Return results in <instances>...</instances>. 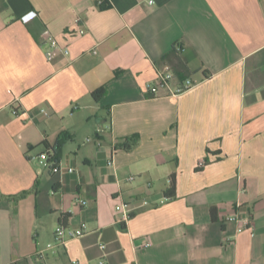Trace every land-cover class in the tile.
<instances>
[{"label": "crops", "instance_id": "0c3cea01", "mask_svg": "<svg viewBox=\"0 0 264 264\" xmlns=\"http://www.w3.org/2000/svg\"><path fill=\"white\" fill-rule=\"evenodd\" d=\"M36 185L0 201V264H264V0H0V190Z\"/></svg>", "mask_w": 264, "mask_h": 264}, {"label": "built area", "instance_id": "2783aa9c", "mask_svg": "<svg viewBox=\"0 0 264 264\" xmlns=\"http://www.w3.org/2000/svg\"><path fill=\"white\" fill-rule=\"evenodd\" d=\"M80 33L84 34L85 31L81 30ZM51 44L54 47H58V42L55 39H51ZM68 53L69 52H67V54ZM173 77H174V75H173V72L171 71L170 67H166L165 71L160 73V76L158 79V85L162 86V87L167 86L169 84V82L173 79ZM159 86L151 87L150 93L153 95H156V93L158 92ZM194 86H195V83L192 80H190V79L185 80V82L181 85V87L176 92H174L172 94L178 95V94L184 93V92L194 88ZM15 112L18 113L17 110ZM41 113L48 115V113L45 110H42ZM32 159L35 161H38L42 168L50 170L52 173H60V172L64 171L60 165L59 160H57L54 153L50 150H45V151L41 152L40 154L33 156ZM113 165H114V158H112L108 161V166H113ZM67 171L70 173H73L75 170H74V168H69ZM134 179H135V177H130L129 181H133ZM80 203L83 205H86V202L83 200H81ZM151 205L152 204H151L149 199H135V200L130 201V202H121L120 204H118L116 206V211L121 216L120 222L121 223H127L132 218V216L135 214L136 211L143 209L145 207H149ZM243 229L244 228H239V232H242ZM86 231H87L86 224H82L79 228H76V229L70 228L68 226H63L60 224L55 231V239L58 243L65 244V242L67 240L84 236ZM151 245H152V243L150 241H146L140 247L149 248V247H151ZM100 248L102 250H105L106 246L102 245Z\"/></svg>", "mask_w": 264, "mask_h": 264}, {"label": "trees", "instance_id": "16d2710c", "mask_svg": "<svg viewBox=\"0 0 264 264\" xmlns=\"http://www.w3.org/2000/svg\"><path fill=\"white\" fill-rule=\"evenodd\" d=\"M169 56V55H168ZM106 94V89L100 88L98 90H96L93 93V97L97 100L103 98ZM140 140L139 138H137V136H133L130 138H127L125 140V142L123 143V149H125L126 151H130L132 150L134 147H136L137 145H139ZM46 150H50L54 153V155L56 156L55 151H53L52 148L46 146ZM37 190V185L34 189L29 190V191H23L17 195H5L2 193V191L0 190V201H19V200H23L25 198H27L28 196H30L33 192H35ZM176 196V180H175V176H173L172 181H171V186L170 189L168 191H166V199L170 200V199H174ZM212 215H213V219L216 220V216H215V210L213 209L212 211ZM69 219L68 215L63 216V218L60 220V224L63 226H67L66 223Z\"/></svg>", "mask_w": 264, "mask_h": 264}]
</instances>
